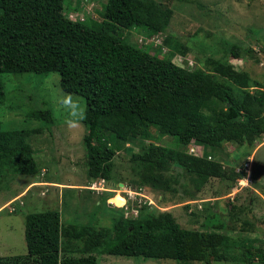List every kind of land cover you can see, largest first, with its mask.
<instances>
[{"label":"trees","instance_id":"trees-1","mask_svg":"<svg viewBox=\"0 0 264 264\" xmlns=\"http://www.w3.org/2000/svg\"><path fill=\"white\" fill-rule=\"evenodd\" d=\"M86 1L0 0L2 110L8 98L2 74L56 72L61 89L85 101L83 161L89 182L104 178L156 190L162 193L158 205L165 207L164 195L191 197L190 184L198 191L210 179L219 178L227 191L244 178L245 168H234L237 158L227 159L224 146L236 141L245 145L242 155L247 158L254 142L264 139V82L232 63L243 58L242 52L253 55L251 47L231 43L225 58L202 55L195 65L182 66L173 57L176 51L184 55L187 47L176 45L168 32L173 10L167 4L96 0V17L74 19L71 14ZM134 28L143 33L138 37L147 38H141L140 45L130 33ZM160 33H166L164 42L170 45L163 54L160 45L150 47L153 42L148 41ZM27 117L53 122L47 106ZM42 130V125L5 130L0 122V170L10 162L15 173L36 174L28 138ZM153 132L161 143L153 139ZM166 136L171 139L162 143ZM127 141L137 143L139 149L123 156L122 147L133 148ZM213 149L225 156L215 159ZM122 166L127 167L126 179L120 177ZM112 195L105 192V200ZM229 205L226 213L205 208L199 228L182 227L170 211L136 202L137 213L126 215L123 209L111 227L64 224L58 210L28 212L24 216L27 252L0 256V264H97L99 253L172 259L176 264H264V237L241 234L255 228L245 213L251 203Z\"/></svg>","mask_w":264,"mask_h":264},{"label":"rangeland","instance_id":"rangeland-1","mask_svg":"<svg viewBox=\"0 0 264 264\" xmlns=\"http://www.w3.org/2000/svg\"><path fill=\"white\" fill-rule=\"evenodd\" d=\"M159 1L173 10L168 32L173 33L174 43L187 47L184 55L179 51L175 52L173 60L176 63L190 67L197 63L196 57L202 55L225 58L228 56L225 49L231 43H241L243 47L248 44L254 51L253 55L242 52L243 58L234 59L232 63L236 68L246 70L250 76L264 82V51L262 50L264 46L262 40L264 0ZM95 7L96 0H87L71 16L74 19L77 17L82 19L86 16L96 17ZM249 28L254 29L255 33H251ZM140 32H142L140 28L130 30V33L136 36L135 42L139 45L142 37L138 36L140 34L143 36ZM123 33L127 34V30ZM165 37L166 33L153 35L148 40L153 42L150 47L160 45L161 54L166 53L170 45L164 42ZM142 39L144 41L147 38ZM1 76L8 97L4 110L0 104L2 129H24L42 125L43 130L28 138L37 162L36 174L15 173L10 162L5 163L0 170V256L27 252L24 238V216L28 212L58 210L61 222L64 224L87 223L96 227H111L113 218L119 213H124V208L121 207L126 206L127 203H124L125 199L118 192L105 200L102 194H97L84 187L89 182L83 161L85 126L81 121L79 127L70 128L67 124L71 118L69 111L60 104V100L70 94L72 100L78 102L84 109V99L77 94L63 91L59 85V74L56 72L46 74L25 72L16 75L4 73ZM12 103H15V106L11 105ZM8 106L11 110L7 112L5 110H8ZM45 106L51 109L53 117L51 124L27 117L32 110ZM153 135L155 137L153 139L161 143V138L158 139L155 132ZM127 138L129 137L125 136V139ZM108 139L112 144L115 142L113 136H109ZM170 139L166 136L162 143ZM126 145L133 148L122 147L119 152L123 156L139 149L137 143L127 141ZM246 145L250 147L248 143ZM224 148L225 153L229 154L227 159L232 160L233 156L237 158L233 159L236 170L241 169L243 165L244 172L246 171L245 177L237 180L236 184L227 191L223 181L219 178L210 179L198 191L194 185L190 184L187 188L193 192L191 197L164 195L162 200V204L166 207L164 211H170L182 227L199 228L206 215L205 208L214 211L223 210L226 213L231 208L229 204L245 207L250 202V208L245 213L254 223L255 228L252 231L241 232V234L251 239L261 236L262 239L264 237V139L259 143L254 142L251 146L252 152L247 158H243L242 155L246 146H241L237 141L226 144ZM210 153L215 159H219L220 154L225 156L224 151H219V149H213ZM119 172L121 178H127L126 166H122ZM44 181L61 183L63 187L57 184L45 185ZM31 182H34L33 185L26 190ZM111 183L108 182V184ZM121 183L123 184L121 188H125L126 183L122 181ZM65 185L72 186L65 187ZM79 185L83 187H78ZM219 189H225L223 195L218 193ZM144 192L154 202L158 201L162 195L156 190L149 189L146 192L145 189ZM111 202L113 203L109 204ZM13 207L15 211H12ZM125 211H128L125 212L126 215H133V212L129 213V209ZM254 245L258 246L259 242L255 241ZM97 260V264H176V261L172 259L125 257L104 253H99ZM189 264L204 263L194 261ZM210 264L237 263L211 261ZM252 264L262 263L253 262Z\"/></svg>","mask_w":264,"mask_h":264},{"label":"clouds","instance_id":"clouds-1","mask_svg":"<svg viewBox=\"0 0 264 264\" xmlns=\"http://www.w3.org/2000/svg\"><path fill=\"white\" fill-rule=\"evenodd\" d=\"M60 104L65 108V109H67L68 111H69V115H70V119L67 121V124H68V126L70 127V128H77V127H79V124H80V122L81 121H83L84 119H85V116H86V113H85V110L80 106V104L78 103V102H74L73 100H72V97H71V95L70 94H68V95H65L61 100H60ZM99 179H101V178H99ZM99 179H94V180H92V181H90L87 185H85L84 187H87L89 190H91V191H93V192H95V193H100V194H102L101 196H104V193L105 192H110V193H113V195L114 194H116L117 192H118V194H121V196L123 197V199H125L124 200V203H127V205L126 206H122L121 208H124V209H129L130 211H131V201L129 200V198H127L126 196H127V194L123 191V193H122V189H124V188H121V186L123 185H119V183L118 184H113V183H111V184H108V182L107 181H105V183H106V187L108 188V189H106V190H99V191H97L96 189H94V188H91L90 187V185L93 183V182H96V181H98ZM104 179V178H103ZM242 179V178H241ZM105 180V179H104ZM239 180V179H238ZM242 183H246V181H242ZM30 184V183H29ZM45 184V183H44ZM44 184H42V185H44ZM31 185H33V183L31 184ZM31 185H29V186H31ZM29 186L26 188V190L29 188ZM81 187H83V186H81ZM120 187V188H119ZM126 187H130V189H132V190H135V191H138V190H142V192H144L145 191V189H146V192L149 190L148 188H146V187H140V188H134V187H132L130 184H126L125 185V188ZM72 188V187H71ZM151 190V189H150ZM116 192V193H115ZM145 193V192H144ZM112 195V196H113ZM111 196V197H112ZM228 196H230V195H228ZM111 197H109V198H111ZM150 198V197H149ZM144 199V198H143ZM151 200H152V198H150ZM160 199H161V195H160V198L158 199V201H156V202H154L153 200V204H148L147 202H143V203H141V204H143V205H146L147 207H150V208H156V209H158L159 211H164L165 209H166V207H162L160 204L158 205V202L160 201ZM20 203H22V201H20ZM109 204H112V202L111 203H109ZM134 206V205H133ZM135 207V206H134ZM135 208H137V207H135ZM12 211H14V209H12ZM131 213V212H130Z\"/></svg>","mask_w":264,"mask_h":264},{"label":"built area","instance_id":"built-area-1","mask_svg":"<svg viewBox=\"0 0 264 264\" xmlns=\"http://www.w3.org/2000/svg\"><path fill=\"white\" fill-rule=\"evenodd\" d=\"M190 150L193 152L195 151V149L193 147ZM90 187L96 189L97 191L108 189L106 187V183H105V180L103 178L99 179L96 182H93L90 185ZM121 191H122V193L124 191L127 194L126 197L129 198V200L131 201V206H132L131 212H133L134 214L137 213L136 208L133 206L135 202L138 205H140L143 202L144 203L147 202L148 204L154 203L150 198L147 197V195L144 192H142V190L135 191V190L130 189V187H126V188L122 189Z\"/></svg>","mask_w":264,"mask_h":264},{"label":"crops","instance_id":"crops-1","mask_svg":"<svg viewBox=\"0 0 264 264\" xmlns=\"http://www.w3.org/2000/svg\"><path fill=\"white\" fill-rule=\"evenodd\" d=\"M32 183H34V182H31L30 184H28V186L31 185ZM44 183H45V185H46V184H48V185H56V184H57V185H59L60 187H63V186H62L63 184H61V183H57V182H56V183H55V182H51V183H49L48 181H44ZM28 186H27V187H28ZM68 186H72V185H65V187H68ZM27 187H26V188H27ZM78 187H81V186L79 185ZM72 188H73V187H72ZM74 188H76V187H74ZM12 199H13V198H12Z\"/></svg>","mask_w":264,"mask_h":264},{"label":"water","instance_id":"water-1","mask_svg":"<svg viewBox=\"0 0 264 264\" xmlns=\"http://www.w3.org/2000/svg\"><path fill=\"white\" fill-rule=\"evenodd\" d=\"M119 185L121 186V185H122V183L120 182V183H119Z\"/></svg>","mask_w":264,"mask_h":264},{"label":"bare ground","instance_id":"bare-ground-1","mask_svg":"<svg viewBox=\"0 0 264 264\" xmlns=\"http://www.w3.org/2000/svg\"><path fill=\"white\" fill-rule=\"evenodd\" d=\"M110 199V198H109ZM113 203V202H112ZM115 204V203H114Z\"/></svg>","mask_w":264,"mask_h":264}]
</instances>
